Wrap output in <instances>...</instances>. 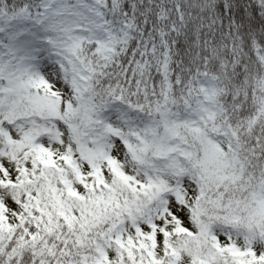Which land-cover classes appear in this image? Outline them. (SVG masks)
<instances>
[{
  "label": "snow or ice",
  "instance_id": "obj_1",
  "mask_svg": "<svg viewBox=\"0 0 264 264\" xmlns=\"http://www.w3.org/2000/svg\"><path fill=\"white\" fill-rule=\"evenodd\" d=\"M0 264H264V0H0Z\"/></svg>",
  "mask_w": 264,
  "mask_h": 264
}]
</instances>
